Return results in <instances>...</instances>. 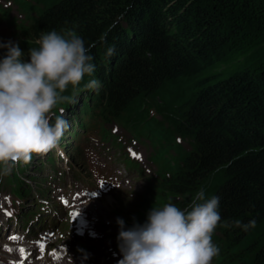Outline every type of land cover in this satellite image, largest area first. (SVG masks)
I'll return each instance as SVG.
<instances>
[{
  "label": "trees",
  "instance_id": "16d2710c",
  "mask_svg": "<svg viewBox=\"0 0 264 264\" xmlns=\"http://www.w3.org/2000/svg\"><path fill=\"white\" fill-rule=\"evenodd\" d=\"M11 1L28 18L21 25L9 20L25 56L42 32H76L97 65L85 79L101 84L83 110L153 145V194L137 203L135 220L146 219L165 194L185 206L204 188L219 197L222 225L255 220L247 230L217 228L215 262L264 264V235L253 236L264 224V0H200L210 11L198 0ZM124 20L130 24L123 31ZM194 74L203 75L198 86L175 96ZM146 101L169 103L168 128L148 117Z\"/></svg>",
  "mask_w": 264,
  "mask_h": 264
},
{
  "label": "clouds",
  "instance_id": "9594fccd",
  "mask_svg": "<svg viewBox=\"0 0 264 264\" xmlns=\"http://www.w3.org/2000/svg\"><path fill=\"white\" fill-rule=\"evenodd\" d=\"M35 43L27 56L18 43H0V178L56 149L69 128L59 106L75 103L82 84L97 92L101 87L94 78L85 82L96 66L76 32H42ZM114 53L115 46L108 47L106 55ZM221 219L219 197L206 196L204 188L183 209L172 202L153 206L143 224L126 229L118 218V264H212L218 227L255 226V220L222 225Z\"/></svg>",
  "mask_w": 264,
  "mask_h": 264
},
{
  "label": "rangeland",
  "instance_id": "374dc122",
  "mask_svg": "<svg viewBox=\"0 0 264 264\" xmlns=\"http://www.w3.org/2000/svg\"><path fill=\"white\" fill-rule=\"evenodd\" d=\"M194 1V0H190ZM198 5L203 7H208L207 10H212L211 7L204 1L198 0ZM0 4L2 5L3 8L5 7H11V13L10 15L12 17L18 18L19 15L16 12L15 6L10 4L6 0H0ZM193 4V3H192ZM195 5V4H193ZM195 7V6H193ZM129 22L124 20L123 24V31L126 30L129 26ZM180 28V27H179ZM178 28V29H179ZM177 29V30H178ZM13 42L17 43L18 41L23 42V38L18 40L14 36V30L12 26H9L6 22L0 21V43H7V42ZM259 49V50H258ZM257 50L259 51L260 55L264 54V45ZM0 51H4L3 49H0ZM97 67V65H95ZM203 75L200 74H194V75H189L187 76L184 80L183 83L184 85L182 86V89L178 92H176L175 96L177 94H182L183 93H189L191 90L196 88L198 86V83L202 80ZM146 105L149 106V108L152 110L153 115L150 113L153 118H157L156 120L160 122L159 119L163 117V119L171 125L170 121L168 120V110L170 108L169 103L167 102H150L146 101ZM150 112V111H149ZM97 128V127H96ZM114 129H117L115 132L116 136H122L123 139L121 140L123 144V151L125 152V145L132 146L131 150L135 151L138 155L141 156L142 162H140V167L141 169L137 170H130L131 172L125 170L122 171V174L128 177L129 183L125 186L123 190H117L115 193H112L103 202H98L99 204L95 206L94 211L97 213L95 214L96 219L101 218V222L107 225L100 224L99 222V227L103 228L106 238H104L102 241H96L91 248L89 249L86 248L84 251L80 252L79 254H84L86 253L90 257H92L94 260H97L100 262V264H111L112 263V258L110 257V251L112 248H115L114 246V236H111V233H118L119 228L116 223L117 219H122L125 225V228H129V225L131 224H136L135 220V213L139 211V205L137 204L142 195H146L147 193V188L149 187V176L154 173L155 166L151 163L150 160V154L152 152V148L148 144L147 141L144 140H139L133 138L130 134L127 132L123 131V129L117 125L111 124L109 125V130L112 132ZM93 127L90 126V128L87 129V131H93ZM81 139H85L84 137ZM136 141H134V140ZM69 143L72 144L75 147L74 140H72L71 137H68ZM187 140V139H186ZM62 147H64L67 144V140L63 137L59 143ZM69 144V145H70ZM87 144V143H86ZM136 144V145H135ZM85 145V143H81V148ZM71 149V148H69ZM78 156H79V162L82 161V157L79 153L78 150ZM116 156L118 154L116 153ZM115 166L121 167L122 164H115ZM178 196H175L173 194H165V200L164 203L170 202L171 200H176ZM168 200V201H167ZM154 205H157L160 207V204L158 202L153 203ZM259 235L261 239L262 236L264 235V224L262 225H257L255 228V231L253 232V236L256 237V235ZM112 239H111V238ZM116 250H119L118 247ZM93 254V256H92Z\"/></svg>",
  "mask_w": 264,
  "mask_h": 264
},
{
  "label": "snow or ice",
  "instance_id": "6c2138e0",
  "mask_svg": "<svg viewBox=\"0 0 264 264\" xmlns=\"http://www.w3.org/2000/svg\"><path fill=\"white\" fill-rule=\"evenodd\" d=\"M12 239H16V238L15 237H12ZM40 247H41V250H43V245H40ZM20 251H21L22 257H23V249H21Z\"/></svg>",
  "mask_w": 264,
  "mask_h": 264
},
{
  "label": "bare ground",
  "instance_id": "6f19581e",
  "mask_svg": "<svg viewBox=\"0 0 264 264\" xmlns=\"http://www.w3.org/2000/svg\"><path fill=\"white\" fill-rule=\"evenodd\" d=\"M90 97H91V96H90ZM90 100H91V99H90ZM85 106H86V105H85ZM85 106H84V107H85ZM85 108H86V107H85ZM85 111H86V110H85ZM94 209H95V208H94Z\"/></svg>",
  "mask_w": 264,
  "mask_h": 264
}]
</instances>
